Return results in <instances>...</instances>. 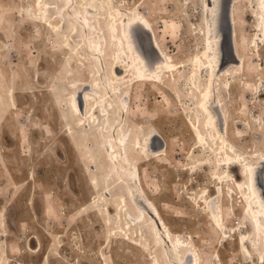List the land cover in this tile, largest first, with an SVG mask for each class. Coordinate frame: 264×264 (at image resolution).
I'll use <instances>...</instances> for the list:
<instances>
[{
	"label": "rangeland",
	"instance_id": "1",
	"mask_svg": "<svg viewBox=\"0 0 264 264\" xmlns=\"http://www.w3.org/2000/svg\"><path fill=\"white\" fill-rule=\"evenodd\" d=\"M37 1L0 0V253L6 264H104V259L108 264H153L150 250L160 264H170L173 254L169 247L165 246L166 251L149 245L150 250H145L127 243L121 239L128 236L117 227L121 223H116L113 212L108 217L90 202L94 195L104 193L89 186L85 170L92 162L83 156L84 143L92 140V154L98 156L114 141L117 129L127 133L125 142L133 153L129 157L132 166L127 163L122 171L128 179L117 185L120 193L127 196L129 189L134 195L139 193L137 166L147 198L157 204L174 234L183 241L192 237L200 264H264V253L259 258L264 249L259 243L251 245L254 231L248 226L240 190L230 184L233 201L225 195L214 200L224 227L214 225L203 204L197 206L194 200L200 199L203 189L215 195L213 175L222 171L214 166L215 154L198 146L190 126L196 122V107L190 98L188 76L193 59L205 47L207 0H114L126 14L139 12L149 18L160 48L178 69L175 79L169 81L173 77L168 75L161 84L135 82L132 86L129 81L123 89V111H113L104 128L93 129L91 140L77 133L73 142H68L65 131L71 118L70 97L82 83L92 84L109 73L110 64L103 56L102 63L98 55L85 58L81 28L76 33L70 28L71 0H44L51 6L48 24L41 23ZM257 11V0L236 1L238 53L244 66H230L231 74L220 77L217 89L231 123L230 141L250 161L253 153L264 154V35L258 36ZM224 13L227 33L226 9ZM59 14L64 22L61 30L54 27ZM135 39L146 62L153 64L157 55L149 46L147 32L136 29ZM97 41L93 43L98 47L93 48L99 53ZM153 131L167 143L159 155L144 154L141 149ZM135 141L138 148L133 149ZM157 141L151 142L154 147ZM109 154L101 161V169L113 181ZM239 170V166L230 168L237 180ZM132 175L134 185L129 186ZM223 189L226 193L228 186ZM127 206L130 213H139L140 207L130 199Z\"/></svg>",
	"mask_w": 264,
	"mask_h": 264
},
{
	"label": "bare ground",
	"instance_id": "2",
	"mask_svg": "<svg viewBox=\"0 0 264 264\" xmlns=\"http://www.w3.org/2000/svg\"><path fill=\"white\" fill-rule=\"evenodd\" d=\"M236 1L207 0V6L204 5L206 6L207 12L204 10L209 27L206 29L205 47L193 59L192 64L194 67L188 76L191 89V92H189L190 98L194 100L193 103L196 107V122H190L191 130L194 133L198 146L203 151H207L208 149L215 154V168L218 170L222 169L221 172L217 171L213 175L216 180L214 188L215 195L209 194L208 189H203L200 193V199L199 197H193L195 202L197 201V206H200L199 203L203 204L209 220L214 225L224 227L222 222L224 219L221 215L220 207L214 204V200L219 196L223 197L225 195L229 200L233 201L234 188L230 186V184H233L243 194L244 199H242V202L244 208H242L245 216L247 215L249 217L248 226L254 231L253 240L255 243H251V245L255 247L256 243H259L262 249H264V198L262 197V194H264V154L253 153L251 156L253 160L250 161L236 150L235 145L230 141L231 123L229 124L221 100L217 97L218 80L220 77L231 74L230 66H244L242 57L238 53V25L234 12ZM49 3L48 1L38 0L36 4L40 11V16L43 19L41 21L43 24H48L47 22H49L48 13L51 8ZM257 7L258 11L254 16L258 20L257 24L260 25L261 34H258V36L261 37L262 34L264 35V0H257ZM69 8L67 10L70 17L71 32H78L77 30L80 26L81 30L79 31L84 35L85 58L87 56L96 57L98 55L102 63L103 56L105 62L110 64L109 73H103L104 77L100 75L92 84L82 83L84 86L77 89L70 97L69 106L71 109V118H68L69 122L65 131L69 140L68 142H73L76 141L77 133L91 140L92 137L90 136L94 132L93 129L98 131L102 126L104 128L111 119L113 111H123L120 104H124L121 101L123 98V89L128 87L129 81H132V86L135 82H154L161 84L165 82L168 75L173 77L169 81L175 79V71L178 69V65L173 63L170 56L166 55L160 48L155 37L153 24L147 16L139 12H133L128 15L125 10L116 7L114 0H71ZM225 9L228 25L227 33L224 30ZM58 18H60L58 19V24L54 27L57 30H61V27L64 25V22H62L63 16L59 14ZM138 28L143 29L151 36V46L158 55L160 54V59L154 63V67L148 66L149 64L136 47L134 31ZM96 39L101 44V46L99 45V53L93 48V46H95V49L98 47L96 45L98 43ZM204 71L206 72L205 77L203 76ZM131 77L132 79L135 78V80L133 81ZM185 82L187 81L185 80ZM74 87L77 88L75 84ZM8 95L12 97V90L8 92ZM1 105H3V102L0 97ZM123 117L122 115V120ZM117 130L118 132H115V135L114 130H112L114 141H110L105 146V150L103 149L100 153L98 151V156L92 154V140L84 143L86 144V148L84 147L83 156L92 162L85 170V174H88L90 177L88 180L89 186L97 193L100 189L104 193L94 195L90 200L91 204L108 217L113 212L114 219L117 220L116 223H121L117 227L122 229L124 234L128 236L117 238H121L129 244L145 250H150L149 245L153 248L159 245L160 249H165V246H167L173 254V260L169 259L170 264H200V255L196 245L192 242V237H189L191 241H183L179 235L174 234L162 217L157 204L147 198V192L142 184L139 167H134V170L137 172L135 184L138 183L139 193L134 195L133 191L129 189L128 195L126 196L125 193H120L117 190V185L124 183L128 179L124 178L122 171L126 169V165L128 166L130 161L129 157L133 154L130 151V144L125 142L127 133H122L120 129ZM154 138L159 140L157 141L159 144L155 147L151 143ZM136 140H139V138ZM143 142L141 149H143L144 154L146 152L151 155H159L158 153L163 148H166L167 145L166 141L156 131L148 135ZM137 143L138 141L134 142L133 149L137 147ZM107 153H111L109 157L111 158L112 169L115 171V179L113 181L110 174L104 173L101 169V161L104 160ZM112 154H115L116 158ZM99 158L100 160L98 161ZM129 166L132 165L129 164ZM236 166L240 168V180L233 178L230 171L231 167ZM92 170L96 172L95 175L91 172ZM195 170L196 166L191 167L192 173ZM132 176L129 178V186L134 185L132 182H134L135 177L134 175ZM224 185L228 186L226 193H224ZM125 187H127L126 184ZM128 199L133 204H136L137 208L138 206L140 207L138 208V214L130 213L131 210L129 211L127 206ZM107 222L109 223V221ZM223 235H225L224 232ZM243 244L242 247H244ZM165 250L167 251V248ZM150 253L153 257V264H160L157 256L153 255L155 251L150 250ZM263 253L260 254L259 258H261ZM262 263H264V259ZM0 264H6L3 252L0 253ZM104 264H108L106 259H104Z\"/></svg>",
	"mask_w": 264,
	"mask_h": 264
},
{
	"label": "water",
	"instance_id": "3",
	"mask_svg": "<svg viewBox=\"0 0 264 264\" xmlns=\"http://www.w3.org/2000/svg\"><path fill=\"white\" fill-rule=\"evenodd\" d=\"M135 33H136V30L134 31V40H135V42H136V39H135ZM151 38V36L150 35H148V43H149V46L151 47V49L156 53V51L153 49V47L151 46V44H152V39H150ZM154 45V44H153ZM136 47H137V49H138V51L140 52V54H141V51L139 50V47L136 45ZM158 52V51H157ZM142 56H143V54H141ZM156 55H157V60L156 61H159V55L156 53ZM144 57V56H143ZM144 59H145V57H144ZM146 60V59H145ZM155 61V62H156ZM154 62V63H155ZM154 63L153 64H151V65H148V66H153L154 67ZM260 191H261V188H260ZM262 197L264 198V194H262Z\"/></svg>",
	"mask_w": 264,
	"mask_h": 264
}]
</instances>
